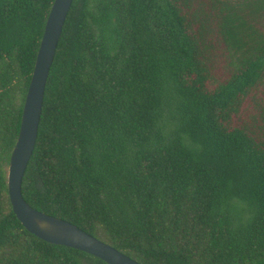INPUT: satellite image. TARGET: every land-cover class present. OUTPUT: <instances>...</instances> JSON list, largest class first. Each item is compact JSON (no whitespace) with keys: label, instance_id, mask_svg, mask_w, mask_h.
I'll return each instance as SVG.
<instances>
[{"label":"trees","instance_id":"16d2710c","mask_svg":"<svg viewBox=\"0 0 264 264\" xmlns=\"http://www.w3.org/2000/svg\"><path fill=\"white\" fill-rule=\"evenodd\" d=\"M53 2L0 0V264H108L9 196ZM22 194L141 264H264V0H73Z\"/></svg>","mask_w":264,"mask_h":264},{"label":"water","instance_id":"95a60500","mask_svg":"<svg viewBox=\"0 0 264 264\" xmlns=\"http://www.w3.org/2000/svg\"><path fill=\"white\" fill-rule=\"evenodd\" d=\"M72 1L54 0L46 21L24 102L19 134L10 157V200L21 223L45 241L83 250L108 264H141L72 222L34 208L22 194L23 175L35 147L49 71Z\"/></svg>","mask_w":264,"mask_h":264}]
</instances>
